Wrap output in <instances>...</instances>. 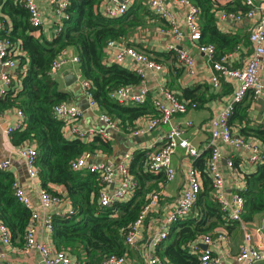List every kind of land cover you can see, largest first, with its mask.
<instances>
[{"label":"trees","instance_id":"obj_1","mask_svg":"<svg viewBox=\"0 0 264 264\" xmlns=\"http://www.w3.org/2000/svg\"><path fill=\"white\" fill-rule=\"evenodd\" d=\"M68 18L60 32L51 39L35 35L36 28L29 22V14L23 0H0L1 38L12 42L10 51L16 59L15 78L11 86L0 96V115L13 109L23 112L20 128L10 133L13 146L31 144L37 150L36 168L40 186L52 194L60 195L69 208L53 214L51 239L57 250L65 251L78 264H101L110 255L131 256V249L124 242L130 226L137 219L151 194L158 192L148 181L165 183L163 173L154 174L144 169L145 154L138 153L129 171L136 181L132 196L128 200H115L110 206H102L99 195L103 189L98 172L73 171L70 162L85 151L109 153L111 142L100 136L91 141L80 138L69 139L64 135V121L56 117L53 107L69 100V93L62 90L50 74V66L59 52L72 48L78 56V70L89 80L93 98L102 111L119 121L120 128H135V122L145 116L158 113L150 102L143 104H120L110 99V93L119 86H136L141 77L119 64L104 61L105 45L110 39L132 45L129 36L150 15L145 0H136L126 12L115 17H105L100 11L104 0H67ZM199 10L201 31L199 42L215 46V58L219 59L237 45V37L221 33L215 21L214 4L211 0H191ZM235 8L224 13H245L248 8L240 0L234 1ZM153 12V11H152ZM155 14V13H154ZM9 22V23H8ZM156 61L174 57L175 52H153L144 50ZM174 58L172 60H174ZM196 89H184L179 98L195 102L200 107L204 93L195 94ZM247 94L234 105L228 123L238 135L251 137L264 145V121L251 126L247 113ZM209 149H205L195 160L202 159L200 167L204 181L202 190L191 213L171 225L169 235L157 248V253L166 258L168 264H198V259L187 246L202 236H215L217 227L227 223L212 196L213 186L204 174ZM234 168L241 172L243 188L238 193L244 199V222H250L257 214H264V150L252 171L238 167L240 159L233 157ZM206 173V171H205ZM14 175L0 170V222L5 224L14 247H21L30 211L13 195ZM50 184L61 185L62 195L50 188ZM198 243V242H197Z\"/></svg>","mask_w":264,"mask_h":264},{"label":"built area","instance_id":"obj_2","mask_svg":"<svg viewBox=\"0 0 264 264\" xmlns=\"http://www.w3.org/2000/svg\"><path fill=\"white\" fill-rule=\"evenodd\" d=\"M53 5L55 15L54 33L61 31L63 22L68 18L66 8L68 7L67 0H48ZM136 0H104L102 2V15L105 17H115L126 12L128 7ZM175 6L183 10L184 28L177 25L174 13L167 8L164 0H146L150 10H152L166 25V28H161L160 32H168L171 35L172 41L167 44L168 50H173L176 53L178 65H180L185 74L195 76L196 65L193 56L185 49L180 47L184 40H188L197 45V48L202 52L210 63L211 77L210 83L213 88H217L221 78L229 80H237L238 86L231 94L229 101L224 108L208 122L209 139L207 148L209 156L206 161V172L210 176L213 186L212 196L218 203L224 219L227 222L241 224L245 228L243 220L244 199L239 189L243 188V180L241 172L237 171L233 166L232 155L223 156L219 142L234 149L245 150L248 152V160L252 164H256L261 158L264 150V145L258 140L251 137L238 135L228 123L229 116L234 108V105L240 102L247 94H250L253 100L264 96V82L261 80L259 73L263 65L264 59V1L256 3L255 0H240L246 5L248 10L244 14L239 13H223V17L238 20L243 16L252 17L256 12L260 13L259 19L253 24L249 33L248 39L252 46V56L243 67H232L225 62V57L216 59L215 46L213 44L200 43L201 31L199 26V10L191 0H169ZM23 5L29 14V22L32 27L36 28L37 32L41 26V17L37 0H23ZM3 29V24L0 22V31ZM12 42L9 38L0 37V96L5 94V91L11 86L12 80L15 78L16 59L12 57L10 46ZM104 61L108 64L121 65L126 58L140 62L142 65L135 68V72L141 77V81L134 86H119L113 89L110 93V99L120 104H143L150 99L151 104L157 111L156 116H149L148 122L144 128H135L130 130L134 136L151 131L152 129L165 126L164 131L158 135L160 146L147 154H145V171L158 174L163 173L165 182L171 181L176 175V169L172 163L173 155L178 150H183L192 159L189 163L186 173V183L178 198L174 209L164 215L153 216L151 218L150 227L143 235L141 233L142 226L147 219V214L151 207L158 201L159 192L151 194L148 202L143 206L137 219L130 226L125 235L124 242L130 249L137 247L138 241H143L138 260L134 262L127 253L122 255L107 256L101 264H168L166 258L161 257L157 253L158 246L169 235L171 225L179 219L187 217L194 208L198 199L199 193L202 190L200 172L194 165L195 159L200 156L197 147L186 136V129L191 127L193 122L190 119L175 121L174 117L184 114L189 110L197 108V104L190 100L179 98L172 90L168 88H160L155 95H150L149 88L145 83V69L159 71L163 68V64L151 59L145 52L137 50L132 45H127L125 42L110 39L105 45ZM78 63V56H68L67 49L62 50L57 54L50 66V74L56 76L69 62ZM76 79L78 80L83 92L88 98L89 107L96 106V102L91 92L89 80L83 78L77 71ZM57 118L62 119L64 123V135L73 136L82 140L90 139L97 133L93 129H82L76 122L82 115L83 110L75 104L67 101L59 102L53 107ZM11 111V110H10ZM19 119L16 126L5 129L6 134L20 128L23 124L24 115L19 109H13ZM9 112V111H7ZM6 112V113H7ZM2 115H0L1 117ZM99 119L105 125L119 129V121L113 118L105 111L99 113ZM13 146V145H12ZM18 155L24 160L26 173L30 179H38L36 168L37 150L31 144L13 146ZM93 153L85 151L80 156L70 162L71 170L73 171H90L98 172L100 182L103 189L99 195V202L102 206H110L115 200H124V197L129 193V198L132 196L136 186V181L129 171L128 164L123 161L118 165L116 170L121 174V184L118 188L109 189L113 180L114 170L109 165L95 164L91 162ZM125 156H127L125 154ZM124 156V157H125ZM129 154V158H130ZM221 160H224L226 166L231 170L235 179V186L231 193H226L223 174L221 171ZM9 168L8 160H0V170ZM12 191L15 198L23 204L29 211V221L24 234V241L21 247H14L11 244L10 231L8 227L0 222V241L6 249H0V264H9L7 253L9 250H19L23 253L36 252L40 257L42 264H78L65 251L57 250L53 244L45 242L37 238V229L42 228L49 234L52 231L53 214L49 212L51 207H60L66 200L58 194L50 193L46 188L39 187L37 190V198L39 207L43 210L38 212L30 197L27 195L24 187L14 180ZM63 209L57 210L55 213L61 212ZM216 234H206L198 241L187 242L186 246L196 254L198 264H224L222 256L214 253L210 248L216 241L226 239L224 232L215 229ZM260 232V229L256 230ZM252 233L245 231L243 242L240 245V250L237 259L243 264H254L256 261H264V248L254 247L251 243ZM198 242V243H197ZM139 243V242H138ZM202 245L206 247L203 248ZM21 264H29L22 262Z\"/></svg>","mask_w":264,"mask_h":264},{"label":"crops","instance_id":"obj_3","mask_svg":"<svg viewBox=\"0 0 264 264\" xmlns=\"http://www.w3.org/2000/svg\"><path fill=\"white\" fill-rule=\"evenodd\" d=\"M211 1L214 4V15L218 30L226 35L237 37L236 47L231 51H227L223 56L225 57V62L232 67H243L252 56V46L248 39V33L253 24L259 19L260 13L256 12L252 17L243 16L242 18L235 20L232 18L223 17V10H232L235 8L234 1L238 0ZM263 1L264 0H255L256 3ZM164 2L167 8L174 13L177 25L181 28H184L185 25L183 10L180 7L172 4L169 0H164ZM144 3L147 4L146 0ZM37 6L39 7L40 11L41 26L39 30L35 32V35L39 36L42 34L46 38L51 39L54 35L53 28L56 23L53 5H51L48 0H37ZM102 8L103 5L101 2L100 11H102ZM149 14L150 15L144 16L145 24L142 27L137 28L135 32L129 36L128 40L132 43L133 47L143 52H145L144 50L161 53L171 52L167 48V44L172 41L171 35L168 32L159 31L161 28H166L164 21L152 11ZM180 47L185 48L193 56L196 65L195 76L191 77L185 74L183 68L177 63L176 53L175 58L171 57L165 61L162 56H158L160 61H156L145 52L151 59L163 64V68L159 71L145 69V83L149 88L150 95L152 96L155 95L162 87L172 90L177 96H182L181 93L184 89H196L195 94L197 96L201 93H204V101L200 107L174 117L175 121L183 119L192 120V126L186 129V136L197 147L199 153L201 154L205 149H207V143L209 139V120L216 116L224 108L239 82L237 80L221 78L219 86L217 88H213L210 83V63L206 59L205 55L198 50L197 45L188 40H184L181 42ZM66 49L68 56L72 57L77 55L72 48ZM173 58L174 60H172ZM121 65L127 69L135 70L136 67H139L142 64L140 62H136L133 59L126 58ZM77 66V62L71 61L62 69H60L59 73L53 78L59 83V86L62 90L69 93L68 102L75 104L77 107L83 110L79 105H77L78 102L75 95V88L79 83L76 79V74L78 71ZM259 76L264 82V59ZM67 81H69V83H67ZM0 85H2L1 81ZM134 88H136V86H134ZM101 111V108H99L97 105L94 107H89L88 105L87 110L85 112L83 110V115L76 122L80 128L87 130L93 129L99 133L95 136H100L104 140L111 142L112 149L109 153L95 151L93 154V156L96 158L101 157L107 159L108 156L115 150L117 141L114 138H111V136L106 133L105 129L99 125V122H102L99 119V113ZM247 113L250 119L249 125L255 126L258 123H262L264 121V96L256 100H249ZM1 115L0 160L9 161V168L7 170L10 171L14 175L15 179H17L18 182L24 187L27 195L31 199L34 208L38 212L42 213L43 210L39 207L37 198V190L40 187V181L39 179H30L28 177L24 160L13 148L9 136L10 134L8 135L5 132L6 128L16 126L19 123V119L12 110ZM147 122L148 116L142 117L135 122V128H144ZM135 128L128 127L127 130L122 128L115 129L117 130V133L114 132V134L120 140L129 138V149L124 153V156L125 154L127 156H123L122 161L119 164L125 161L128 166H130L134 157L139 152L147 154L153 150H156L160 146L157 139L159 133L164 131L165 126L160 125L159 127H156L151 131L142 133L138 136H134L132 133H130V130ZM234 131L236 132V130ZM95 136H92L90 139L86 140L91 141ZM67 138L72 139L74 137L67 136ZM137 138H141L142 141L138 142ZM219 147L224 157L230 154L233 157H238L240 159L238 162V167H240L242 171L254 170L255 165L249 162L247 151L234 150L221 142H219ZM129 154L131 156L130 158ZM191 160L192 159L190 156L183 150H178L172 158V163L176 169L175 177L171 181L165 183H161L155 179L147 182V184H153L155 189L159 190V198L147 214V219H149V221H145L144 225L142 226L141 233H143V235L148 231V228L150 227V224L148 223L150 222L151 218H153V216L164 215L175 208L178 198L185 186L186 173ZM91 162L98 165L104 164L111 166L114 170V173L112 183L108 188L114 189L120 186L121 174L116 170L112 162L108 161V163H96L93 161V159H91ZM202 163L203 161L200 159L198 162L195 161L194 165L200 172V179L203 186L204 176L203 171L200 168ZM220 166L223 174L226 193L229 194L234 189L236 184L235 179L231 170H229V168L226 166L224 160H221ZM205 171L204 174L210 179V176L207 172L205 173ZM209 182H211V180H209ZM49 186L61 195L65 192L64 187L61 185L50 184ZM124 199H129V193L124 197ZM61 208H69L68 202H64V204H62L60 207H51L48 211L53 214ZM244 223L245 228H243L241 224L234 222H227L217 227V230L225 233L226 239L216 241L210 248L214 253L220 254L222 256L224 264H243V262L238 260L237 257L239 254L240 245L243 242V235L246 230L252 233V245L254 247L264 248V214H257L253 217L252 221ZM258 229H260V232L256 231ZM37 238L53 244L51 234L39 227L37 229ZM138 242L137 247L135 246V248L131 249L130 253L132 259L134 256H138L140 253L143 241ZM0 249H6L1 241ZM7 258L9 264H21L22 262H27L29 264H42L40 262V257L36 252L23 253L19 250H9L7 253ZM254 264H264V261H256Z\"/></svg>","mask_w":264,"mask_h":264},{"label":"rangeland","instance_id":"obj_4","mask_svg":"<svg viewBox=\"0 0 264 264\" xmlns=\"http://www.w3.org/2000/svg\"><path fill=\"white\" fill-rule=\"evenodd\" d=\"M75 92H76L75 95H76L77 102H78L77 105H79L85 112L87 110V107H88L87 96L81 90V86L79 85V83L77 84V86L75 88ZM99 125L105 129L106 133L109 134L111 136V138H114L117 141V144H116L115 150L113 151L112 154H110L108 156L107 159L101 158V157L96 158L93 155H92L91 159H93V161L96 163H108V161H110V162H112L114 167L117 168L118 164L122 161V157L124 156V153L129 149V138H125L124 140H120L114 134V132L117 133V130L105 125L103 122H99ZM137 141L140 142V141H142V139L137 138ZM133 260H134V262H136L138 260V256H134Z\"/></svg>","mask_w":264,"mask_h":264},{"label":"water","instance_id":"obj_5","mask_svg":"<svg viewBox=\"0 0 264 264\" xmlns=\"http://www.w3.org/2000/svg\"><path fill=\"white\" fill-rule=\"evenodd\" d=\"M75 78V77H74ZM67 83H69V81H67ZM203 248H205L206 246L205 245H202Z\"/></svg>","mask_w":264,"mask_h":264}]
</instances>
